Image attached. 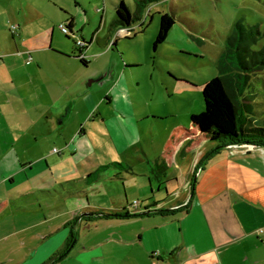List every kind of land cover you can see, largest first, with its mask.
Segmentation results:
<instances>
[{
  "label": "rangeland",
  "instance_id": "obj_1",
  "mask_svg": "<svg viewBox=\"0 0 264 264\" xmlns=\"http://www.w3.org/2000/svg\"><path fill=\"white\" fill-rule=\"evenodd\" d=\"M122 1L141 18L131 28L114 27ZM164 14L177 22L155 49ZM71 22L74 34L68 39L61 26L70 28ZM238 24L257 26L264 34V0H0V49L17 53V42L34 57L29 63L27 56L25 66L42 69L38 84L45 116L38 126L36 162L43 163L37 165V179L48 175L52 184L31 193L49 190L59 203L69 198L83 213L87 202L90 209L98 203L112 209L144 204L151 195L147 176L158 162L169 161L173 149L194 162L206 149V141L191 137V118L205 110L204 85L221 76ZM11 27H20L14 37ZM36 49L45 50L34 55ZM252 84L256 99L249 118L264 127V74ZM27 95L28 114L33 112ZM48 111L57 114V129H49ZM44 162L52 164V174L40 173ZM88 168L94 175L90 186L83 178Z\"/></svg>",
  "mask_w": 264,
  "mask_h": 264
},
{
  "label": "crops",
  "instance_id": "obj_2",
  "mask_svg": "<svg viewBox=\"0 0 264 264\" xmlns=\"http://www.w3.org/2000/svg\"><path fill=\"white\" fill-rule=\"evenodd\" d=\"M15 45L17 53L0 49V264H264V234L257 233L264 228V147L227 145L209 157L220 145L195 128L193 141H206V149L194 162H186L189 154L179 149L169 161L158 162L147 176L151 195L138 212L106 203L90 209L87 202L83 213L69 198L59 203L49 190L31 193L52 184L48 175L37 179V165L43 163L36 162L38 126L45 116L38 84L42 69L25 66L27 56L34 60L32 52ZM26 94L29 115L23 109ZM46 114L49 129H57V114ZM44 163L40 173L52 174V164ZM93 176L88 168L87 186ZM78 190L88 194L84 186ZM93 214L100 217L89 221ZM117 214L132 217L109 218Z\"/></svg>",
  "mask_w": 264,
  "mask_h": 264
},
{
  "label": "trees",
  "instance_id": "obj_3",
  "mask_svg": "<svg viewBox=\"0 0 264 264\" xmlns=\"http://www.w3.org/2000/svg\"><path fill=\"white\" fill-rule=\"evenodd\" d=\"M159 1L161 0H148L149 3ZM116 12L114 27L117 29L131 28L136 20H141L140 17L133 16L124 1L118 5ZM176 22L173 15H161L155 49L167 42ZM73 26L74 23L71 22L69 29L72 34H74ZM263 37L264 34L259 27L238 24L233 35L228 39V49L220 65L221 76L204 85L205 110L201 114L193 115L191 121L200 132V137L219 143L220 146L214 149L209 157L227 145L264 147V127L254 126L253 120L249 118V115H254L252 103L256 99L250 90L253 87L252 82L255 77L264 74V46H260ZM67 38L71 39L69 36ZM82 64L87 66L89 62L83 60ZM158 168L159 165L157 171ZM97 217L100 216L93 214L87 219L94 221ZM110 217L132 216L117 214L109 215ZM69 250L70 246L68 252ZM65 255L66 253H63L56 260L64 258Z\"/></svg>",
  "mask_w": 264,
  "mask_h": 264
},
{
  "label": "built area",
  "instance_id": "obj_4",
  "mask_svg": "<svg viewBox=\"0 0 264 264\" xmlns=\"http://www.w3.org/2000/svg\"><path fill=\"white\" fill-rule=\"evenodd\" d=\"M18 30H19V27H11V32H12L14 35L17 34ZM61 30H62V32H63L66 36H69L70 34H72V33L70 32L69 27H68V28H67V27L65 28L64 26H61ZM32 60H33V58L30 56L29 63H31ZM1 61H2V58H0V63H1ZM231 147L234 148V149H238V148H243V149H247V150L252 149L251 146H247V147H245L244 145H238V144H236V145H231ZM139 205H140V202H139V201H136L134 204H132V205L130 206V208H131V209H135V212H138V209H139V207H140ZM257 233H258V234H264V228L259 229V230L257 231Z\"/></svg>",
  "mask_w": 264,
  "mask_h": 264
},
{
  "label": "water",
  "instance_id": "obj_5",
  "mask_svg": "<svg viewBox=\"0 0 264 264\" xmlns=\"http://www.w3.org/2000/svg\"><path fill=\"white\" fill-rule=\"evenodd\" d=\"M244 146L247 147V146H249V145H244ZM251 148H252V149H257L258 147H257V146H251ZM147 214H149V212H144V213L141 214V215L145 216V215H147Z\"/></svg>",
  "mask_w": 264,
  "mask_h": 264
},
{
  "label": "flooded vegetation",
  "instance_id": "obj_6",
  "mask_svg": "<svg viewBox=\"0 0 264 264\" xmlns=\"http://www.w3.org/2000/svg\"><path fill=\"white\" fill-rule=\"evenodd\" d=\"M149 213L151 212V211H148Z\"/></svg>",
  "mask_w": 264,
  "mask_h": 264
}]
</instances>
